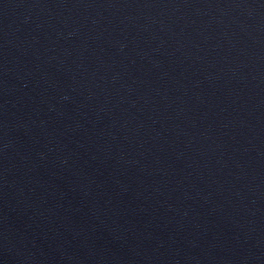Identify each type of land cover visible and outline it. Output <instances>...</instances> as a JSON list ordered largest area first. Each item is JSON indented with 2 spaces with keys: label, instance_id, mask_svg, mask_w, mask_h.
<instances>
[{
  "label": "water",
  "instance_id": "95a60500",
  "mask_svg": "<svg viewBox=\"0 0 264 264\" xmlns=\"http://www.w3.org/2000/svg\"><path fill=\"white\" fill-rule=\"evenodd\" d=\"M0 264H264V0H0Z\"/></svg>",
  "mask_w": 264,
  "mask_h": 264
}]
</instances>
